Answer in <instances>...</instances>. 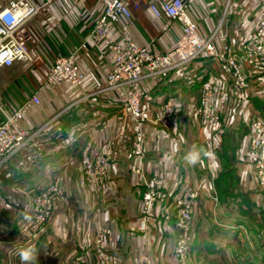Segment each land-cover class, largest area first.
Instances as JSON below:
<instances>
[{
	"label": "crops",
	"instance_id": "crops-1",
	"mask_svg": "<svg viewBox=\"0 0 264 264\" xmlns=\"http://www.w3.org/2000/svg\"><path fill=\"white\" fill-rule=\"evenodd\" d=\"M224 1L187 0L190 8L199 13L196 15L199 22L205 21V26H200L202 36H210L218 25L220 32L230 39L233 48L240 49L251 31L260 24L264 25V0H230L227 16L221 20ZM102 8L100 0H85L83 4L71 0H54L44 5L41 14L27 24L32 35V60L27 70H22L20 77L23 79L26 76L24 73L30 71L37 81L35 84L29 79V86L36 90L31 95L36 94L40 101L25 113L21 124L31 131L48 124L36 133L31 144L7 161L0 171V264H21L18 252L29 245H35L38 250L40 256L37 264H79L75 256L79 253L78 244L83 236L88 239L87 259L93 264L95 254L91 249V238L97 226L108 224L119 235L118 246L109 247V250L117 253L124 264H128L131 256L139 251L148 253L158 263H164L173 256L177 236L173 221L153 216L142 217L139 212V201L145 189L143 181L157 173L166 179L172 192L179 195L189 191L203 178L201 173L205 171L204 165L198 163L190 166L184 159L194 145L180 146L173 155L171 146L174 140L171 139L175 135L172 133L169 138L159 135L162 108L165 105L173 106L174 113L168 120L171 130H178L181 123L187 120L195 121L194 107L198 101L200 84L210 74L218 77V67L211 58L202 56L164 75L145 78L136 85L141 103L150 118L140 126L146 141L142 161L145 177L131 172V142L138 129L123 105L130 88L121 86L115 90L104 89L111 60L102 42L92 36L93 20L102 12ZM128 24L129 33L138 45L163 52L174 46L181 32L177 20L157 18L145 4L128 19ZM110 32L117 38V25H111ZM215 41L219 45L218 37ZM83 43L85 47H81ZM75 50L83 73L81 84L72 86L62 83L50 89L43 88L41 83L54 57ZM20 63L15 62L10 67ZM248 81L250 100L246 106L238 108L237 124L245 122L250 116L264 119L262 70H252ZM31 95L24 94L19 101L14 100V107L5 97L1 103L14 109ZM196 127L201 144L198 147L206 148L203 141L205 133L197 122ZM187 129L191 130L190 126ZM85 145L101 150L106 155L109 193L90 194L77 185L80 169L76 164H80L81 151ZM165 154L171 159L165 160ZM203 162L208 164L211 172L212 164H215L212 158ZM241 164L248 168L249 163L246 161ZM54 174L62 177L64 199L57 202L45 233L36 241L26 242L19 237L18 230L22 220L29 214L30 192L45 184ZM64 174L69 175V181L64 179ZM153 211L156 212L157 207H153ZM197 214L195 212L194 216ZM232 223L229 221L224 227L226 236L216 235L213 230L208 235L203 244L208 254L225 253L233 249L237 242V225ZM221 229L216 228L218 232ZM260 244L264 246L262 241ZM246 263L264 264V258L256 255L252 259L229 260L227 264Z\"/></svg>",
	"mask_w": 264,
	"mask_h": 264
},
{
	"label": "built area",
	"instance_id": "built-area-1",
	"mask_svg": "<svg viewBox=\"0 0 264 264\" xmlns=\"http://www.w3.org/2000/svg\"><path fill=\"white\" fill-rule=\"evenodd\" d=\"M53 1L0 0V67H10L15 62L32 60L30 49L32 35L27 24L41 14L44 5ZM71 1L80 4L85 2V0ZM100 2L103 9L93 20L92 36L102 42L111 60L104 89L115 90L121 86L130 88L125 95L123 105L133 119L140 120L142 124L150 118L141 103L140 92L136 86L141 80L164 75L202 56L211 58L217 64L219 71L218 77L210 74L201 82L197 105L194 108V115L205 136L208 138L216 132L217 121L212 115L215 113L216 105L219 104V100L213 97L216 90L221 93L229 91L230 96H237L238 101H243L239 106L242 108L248 95L249 74L237 62V55L228 44L223 43L219 47L211 36L200 35L194 21L188 15L186 0H100ZM143 4L155 17L161 18L166 15L180 23V35L169 50L163 52L159 49L140 46L129 33L128 19L138 12ZM114 24L117 25L119 34L117 38L110 32V26ZM81 47H85V43L81 44ZM241 53V57H245L244 59L249 63L261 61L264 57V25L260 24L251 31L241 45ZM92 63L95 64L94 61ZM82 80L83 73L79 66L77 50H75L54 57L41 86L45 89L62 83L79 86ZM220 96L219 93V99ZM39 101V97L32 94L11 110L5 109L0 101V171L7 161L31 144L36 133L48 124V122L45 123L35 131L21 124L25 113ZM173 113V106L165 105L159 134L164 138L170 136L169 131L166 130V119L169 120ZM252 125L258 132V136L255 144L251 145L249 155L261 173L264 169V121L255 118ZM144 141L145 134L140 128L131 146L133 160L129 167L131 172L143 177H145L142 166L145 157ZM80 163L78 186L86 188L89 193H96L106 187L104 165H102L105 163L99 155L91 152L89 145L83 147ZM143 184L145 189L140 200V213L143 216L156 214L164 221L174 222L179 229L174 254L183 258L182 256L188 250V235L192 230L195 198L198 193L189 192L184 197L171 195L166 179L157 173L145 178ZM62 199H64V190L61 177L56 174L45 184L33 189L29 197V214L20 223L19 237L31 243L44 234L57 202ZM153 207H157L156 212L153 211ZM99 231L109 233L110 228L105 227ZM101 232L94 243L99 253V264H110L114 255L105 250L104 242H102L104 233Z\"/></svg>",
	"mask_w": 264,
	"mask_h": 264
},
{
	"label": "rangeland",
	"instance_id": "rangeland-1",
	"mask_svg": "<svg viewBox=\"0 0 264 264\" xmlns=\"http://www.w3.org/2000/svg\"><path fill=\"white\" fill-rule=\"evenodd\" d=\"M229 1L230 0L224 1V7L223 10H221L222 14L220 16L221 20H223L227 16L226 14L229 10V5L227 4ZM185 6L188 15L196 25V29L200 31V26H205V21L202 23L199 22L196 17V15H198L199 13L190 8L187 0L185 2ZM162 17L171 18L166 15H163ZM219 28L220 26L217 25V27H215L210 35L214 41L216 40V37H218L220 43L217 46L221 47L223 43L228 44L237 55V62L248 74H250L252 70H262L264 74V57L261 58V61L257 63L247 62L246 59H244L245 57H241V48H233V46L229 43L230 39H227L228 36L223 32L221 33ZM199 33L201 35L202 32L200 31ZM221 36L224 38H222ZM105 51L108 53V50L105 49ZM30 63L31 61L21 62L18 66L10 68L5 67L0 69V101H2L3 97H5L9 101H11V107H14V100L19 101L22 95H31L32 92L36 91L31 88V86H29L30 80H33L34 83L37 84V81H35V78L32 76L30 71L24 73L27 77L25 75L23 76V79L20 77V75L23 74L22 70H27ZM15 78H18L17 80L20 81H16ZM13 80H15L16 83L13 84ZM219 93L221 94L220 99L218 98ZM247 93L248 95L246 101L243 103L244 105L242 107L246 106V104L249 103V90L247 91ZM213 97L215 98V100H219V104H217L216 109H214L215 113H212V115L216 117L217 121L216 132L203 140L207 149L205 148V146L203 148L213 153L211 157L212 163H215L212 164L213 170H211L210 172L207 167L208 164H205L203 162V160H209V158H201L202 161L200 162V164H203V168H205V171L201 173V175H203L201 177L203 178L198 181L197 185L192 186L189 191L179 194L184 197L187 196L189 192L196 191L198 193L197 197L195 198V209L192 218V230L188 235L189 244L186 254L182 256L183 258L177 257L174 254V246L179 235V229L174 225L177 229V236L173 245V256L170 259H168L164 263L163 261H161V263H158L157 261L154 262L148 253L139 251L131 256L130 262H128V264H227L229 260L238 258L252 259L256 255L262 256L264 258V246L260 244L261 241L264 244V169L261 171L262 174L259 173L260 171L256 168L255 162L249 155L251 153V145L255 144V140L258 136V132L253 128L252 125L253 120L257 117L250 116L248 120H245V122L243 121L241 122V124H237L236 115H238V108L243 101H238L237 96H230L229 91L228 93H221L219 90H216L215 96ZM4 106V108L7 110L11 109V107L6 104ZM162 110L163 112L165 111V106H163ZM130 118L133 121L135 128L140 129V120L133 119L131 116ZM259 118L264 121V119H262L261 117ZM166 121V130L169 131V137H171L172 133L173 135H175L174 137L172 136L173 138L171 140H174L173 144H176L177 147H191L192 145H201L199 144L200 141L198 140V130L196 127V122L199 124V121L196 116L195 121L187 120L185 123H181V126L178 130H175V128L172 129L175 131L171 130L172 127H170L168 119H166ZM189 126L191 130L187 129L189 128ZM134 139L135 135L132 139L131 146L134 143ZM145 143L146 141H144L143 143L144 147ZM162 145L163 142H161V146ZM89 147L91 152H95V154L99 155L100 159L103 161V163H105L102 165H104V184L106 185V187H104L102 190L97 191L96 194L109 193L110 189L107 176V157L103 153V151L95 150L90 145ZM244 161L249 163L247 164L248 168L243 167V165L245 164H241V162ZM76 166H78L80 169L81 163L76 164ZM63 176H66L64 177V179H68L69 181V175L64 174ZM52 177L53 176H51L50 179H52ZM83 189L87 191L86 188ZM169 189L171 195L175 196V192H172L171 188ZM138 208L139 212H141L140 204ZM199 210L201 211V213L199 212ZM195 212H198L199 214H197V216H194ZM141 216L149 217L143 216L142 214ZM152 216L154 218H160L156 214H152ZM198 218L200 219L199 227H197ZM229 221H232V224L237 225L235 226V228H237L236 245L231 251L212 254L216 255V257H213L212 255L208 254L206 249L203 247L205 239L208 237V235L212 234V230L216 235H220L222 237L226 236L224 227ZM245 223L247 225H245ZM105 227L110 228L109 233L99 231L100 229H105ZM217 227H219L220 229L222 228L223 230L221 229L222 231L218 232V230H216ZM100 232L104 233V237L102 235V242H104L105 250L107 252H111L109 250V247H116L118 246L119 242V235L114 232V229L110 224L97 226L91 238V249L95 254V261L93 264H99V253L97 252L94 243L95 240H97V238L99 237ZM238 232L239 235L237 236ZM87 240L88 239H86V236H83L81 238L80 244H78L79 253L75 256V260L79 264H90L86 255V253L88 252V248L86 246ZM111 254L114 255V259L110 262V264L125 263L117 253L111 252Z\"/></svg>",
	"mask_w": 264,
	"mask_h": 264
},
{
	"label": "clouds",
	"instance_id": "clouds-1",
	"mask_svg": "<svg viewBox=\"0 0 264 264\" xmlns=\"http://www.w3.org/2000/svg\"><path fill=\"white\" fill-rule=\"evenodd\" d=\"M178 150V147L176 144H172L171 151L174 155L176 151ZM213 153H211L209 150H206L203 147L193 146L185 155L184 159L187 164L190 166H195L198 163L201 162V158L207 157L211 158ZM165 160L171 159V157L168 154H165L164 157ZM18 256L20 259L21 264H37L39 261V253L36 249L35 245H29L27 247L21 248L18 252Z\"/></svg>",
	"mask_w": 264,
	"mask_h": 264
}]
</instances>
